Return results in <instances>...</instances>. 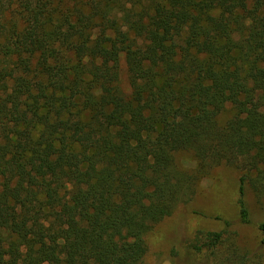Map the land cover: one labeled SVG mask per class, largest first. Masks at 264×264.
<instances>
[{"label": "trees", "instance_id": "obj_1", "mask_svg": "<svg viewBox=\"0 0 264 264\" xmlns=\"http://www.w3.org/2000/svg\"><path fill=\"white\" fill-rule=\"evenodd\" d=\"M218 165L241 171L250 223L264 0H0V264H143L147 235ZM191 246L242 259L227 227Z\"/></svg>", "mask_w": 264, "mask_h": 264}, {"label": "rangeland", "instance_id": "obj_2", "mask_svg": "<svg viewBox=\"0 0 264 264\" xmlns=\"http://www.w3.org/2000/svg\"><path fill=\"white\" fill-rule=\"evenodd\" d=\"M121 73V85L128 89L124 61ZM231 114L232 110L228 107L221 114V121L224 122ZM176 162L190 171L198 165L197 157L190 150L179 152ZM240 177L241 171L234 166H215L198 183L193 199L180 204L172 215L158 223L147 235L149 249L143 264H222L221 258L196 253L191 243L199 230L217 231L226 227L234 233L238 256L242 257L231 264H264V245L261 244L262 235L258 228L259 223L264 221V199H258L247 188L251 222H241L237 203Z\"/></svg>", "mask_w": 264, "mask_h": 264}]
</instances>
